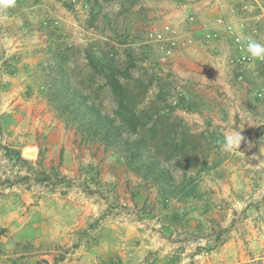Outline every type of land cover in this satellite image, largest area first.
I'll list each match as a JSON object with an SVG mask.
<instances>
[{
    "label": "rangeland",
    "instance_id": "374dc122",
    "mask_svg": "<svg viewBox=\"0 0 264 264\" xmlns=\"http://www.w3.org/2000/svg\"><path fill=\"white\" fill-rule=\"evenodd\" d=\"M249 38L264 44V0L0 5V264H264V60ZM109 66L139 108L198 136L191 166L95 135L81 102L115 117Z\"/></svg>",
    "mask_w": 264,
    "mask_h": 264
},
{
    "label": "trees",
    "instance_id": "16d2710c",
    "mask_svg": "<svg viewBox=\"0 0 264 264\" xmlns=\"http://www.w3.org/2000/svg\"><path fill=\"white\" fill-rule=\"evenodd\" d=\"M89 60L90 65L96 67L94 58L91 57ZM108 69V72H105L106 81L103 87L109 89L111 97L116 105L115 109L112 111V115H115V117L111 118V114H103L101 110L95 106H87L88 104L86 105L85 103L89 100L86 97H84V101L81 102L82 105L87 107L85 109L90 112L91 120H89L88 123L92 126L90 127L92 131H95V135H99L101 139H106L110 142H116L124 135L126 137L136 135L138 138V140L134 142L136 147L134 146L135 148H133V150H127L133 151L129 158L136 162H140L139 156H142V152L144 154V151L140 152L142 145H154L157 152L162 148L165 149L167 158L164 162L170 163L176 161L179 165L187 162L188 166H191V157L192 154L195 153V148L193 147L194 143L192 141H195L198 136L183 130L181 128L182 120H179L178 117L169 113L170 111H168L167 108L165 110L161 107L139 108V105L144 102V96L142 97L141 94L135 93L133 89L129 87V84L124 82L130 76L128 71L120 73L111 69L110 66ZM117 119H120V121H118L120 126L115 125ZM157 137L163 139L162 143L154 144ZM125 141L127 142V140ZM144 148L145 147H143V149ZM17 155L19 157L18 159L27 163L26 160L22 159L20 154ZM147 167L148 170L152 172V164H148ZM189 169H191V167H189ZM189 169L187 170L184 168V176L188 175ZM149 174L148 172V176ZM46 179L49 178L46 176ZM164 195H168V193L165 192Z\"/></svg>",
    "mask_w": 264,
    "mask_h": 264
},
{
    "label": "clouds",
    "instance_id": "9594fccd",
    "mask_svg": "<svg viewBox=\"0 0 264 264\" xmlns=\"http://www.w3.org/2000/svg\"><path fill=\"white\" fill-rule=\"evenodd\" d=\"M3 7H11L15 5V0H0ZM247 52L255 58L264 59V44L259 43L255 39L249 38L246 45ZM242 136L239 133L225 136L222 147L225 151H233L241 144Z\"/></svg>",
    "mask_w": 264,
    "mask_h": 264
},
{
    "label": "built area",
    "instance_id": "2783aa9c",
    "mask_svg": "<svg viewBox=\"0 0 264 264\" xmlns=\"http://www.w3.org/2000/svg\"><path fill=\"white\" fill-rule=\"evenodd\" d=\"M231 29V28H230ZM261 60H264V59H261Z\"/></svg>",
    "mask_w": 264,
    "mask_h": 264
}]
</instances>
